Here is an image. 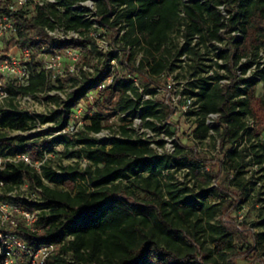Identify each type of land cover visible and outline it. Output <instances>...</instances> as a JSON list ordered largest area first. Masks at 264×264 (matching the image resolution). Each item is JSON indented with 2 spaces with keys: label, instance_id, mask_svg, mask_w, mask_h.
Returning a JSON list of instances; mask_svg holds the SVG:
<instances>
[{
  "label": "trees",
  "instance_id": "1",
  "mask_svg": "<svg viewBox=\"0 0 264 264\" xmlns=\"http://www.w3.org/2000/svg\"><path fill=\"white\" fill-rule=\"evenodd\" d=\"M79 1L84 0L60 2L63 11L54 5H36L34 13L19 8L15 11L14 34L5 41V47L0 48V58L14 47L29 48L33 70V75L23 84L14 78L5 80L0 76V83L8 93L7 107L0 106V127L24 131L52 123L33 136L9 137L0 132V155L9 152L13 157L0 167V181L7 192L25 184L32 195L30 199L6 194L1 198L9 199L19 211H37L30 224L19 212L18 217L9 222L10 232L33 253L52 245V250L38 264H218V259L210 253L196 254L186 241L183 227L193 217L204 214L212 230L213 251L225 261V252L234 246V234L209 222L218 209L205 202L208 196H221L224 192L211 188L188 195L186 187L162 182L164 172L168 178L172 177L170 170L173 167L188 168L200 180L201 160L196 157L193 147L175 140L172 153H158L150 143L155 142L161 147L164 142L135 136L128 123L118 125L117 132L105 139L91 133L104 128L114 131V125L105 120L116 111L126 116L134 113L146 129L160 131L157 123L168 121L171 116L169 104L164 100L143 99L142 95L143 92L154 94L155 86H158L156 77L174 69V62L169 60L170 39L172 32L178 30L183 42L176 48L175 56L188 54V60L192 61L189 67L193 79L187 82L184 91L194 94L199 103L198 110L191 111L196 115L192 136L197 140L205 138L209 132L206 115L218 114L213 130L221 146L226 147L222 161L225 180L228 184L235 180L245 192L246 186L239 178L244 168L241 162L243 149L235 144L245 134L256 136L253 128L247 127V118L256 119L258 114L264 116V65L257 61L259 51L264 54V0H94L95 19L85 18L89 11L87 7L70 8ZM9 3L10 0L0 1V12L6 10ZM220 6L227 17L221 13ZM94 20L98 21L97 27L93 26ZM56 26L77 31L80 37L54 38L46 28L52 30ZM102 29L122 31L113 40L117 52L104 53L103 69L92 77L82 69L81 77L69 74L68 79L78 83L77 87L59 108L48 113L30 114L17 106L16 100L20 96H36L51 88L48 74L37 59L40 52L78 49L89 57L101 55L90 32ZM233 32H238L239 36ZM208 43L215 56L224 59L225 63L216 65L225 69L227 75L216 72L213 76L194 77L204 54L200 52L201 47L207 54ZM138 52L142 55L136 63ZM113 59L115 67L125 69V73L120 74L114 65L111 70L109 61ZM84 61L89 64L88 59L84 58ZM253 66L254 70L246 76ZM200 70L205 69L201 66ZM109 74H112L111 81L105 88L98 89ZM139 75L147 79L141 82L142 91L132 79ZM221 79H228V82L220 83ZM259 81L263 83L261 98L256 96ZM94 91L100 92V97L94 102L93 109L84 114L82 127L75 132L62 131L72 120L74 108ZM48 98L57 101L54 95H48ZM121 119L129 121L124 117ZM165 132L171 134L169 129ZM40 136L45 139L39 140ZM58 145L70 155L86 159V167L61 165L59 171L54 169L43 158ZM252 148L254 162L264 164V142L252 145ZM21 154L27 155L30 162L15 158ZM37 161H41L39 172L33 166ZM206 174L208 178H214L212 174ZM66 184L71 188L65 189ZM163 186H166L165 190ZM259 225L263 230L255 233L253 238L260 247L259 253L264 255V217ZM2 245L0 239V249ZM11 256L10 264H31L30 255L19 248L12 249ZM4 262L5 255L0 251V264Z\"/></svg>",
  "mask_w": 264,
  "mask_h": 264
},
{
  "label": "rangeland",
  "instance_id": "2",
  "mask_svg": "<svg viewBox=\"0 0 264 264\" xmlns=\"http://www.w3.org/2000/svg\"><path fill=\"white\" fill-rule=\"evenodd\" d=\"M87 5H91L90 2H87ZM30 5H27L25 8L30 11ZM224 11V10H223ZM226 13V11H224ZM94 40L97 46V49L101 52V55L93 54L91 57L87 53H84L78 49H73L77 51V58L73 60L71 55L67 54L64 51L57 52L61 55L60 63L56 65L52 70V76L49 77V82L51 88L45 93H41L33 97V102H25L24 108H27L34 113H43L49 112L54 108H59L60 104L69 96V94L74 91L78 83H74L72 80L68 79V73L66 76H62L64 73L69 72L70 68H73L74 74H70L74 77H81L80 70L85 71L86 75L92 77L94 74L98 73L103 69L105 52L110 50H116L114 48V38H118L122 31L116 33L115 31H106L101 30L100 32H93ZM101 33V34H100ZM101 35V36H98ZM183 36L180 31L174 30L171 34L170 45L171 54L169 60L173 61L175 66L172 71L164 72L156 77L158 86L162 87L167 80L170 78L181 81L183 85H186L188 81L193 79L191 76L192 69H190L189 64L192 63L191 60H188L189 55H183L176 58L175 52L176 48L179 47L183 41ZM226 40L228 35L225 36ZM8 39V36L3 39L0 43V48L5 47V41ZM102 39V41H101ZM194 42V41H193ZM216 45H222L221 43H216ZM209 52L207 54L205 49L201 47L200 52L204 53L199 60V68L197 75L207 76L214 75L216 72L219 74L227 75L225 69L219 68L216 63L223 64L225 63L224 59L217 58L212 50V45L208 43ZM12 53L20 56V49L14 47L10 50ZM121 54H119L120 56ZM141 52H138L135 56L136 63H138L141 58ZM48 53L38 54L37 59L44 64L47 59H49ZM88 57V58H87ZM85 59H88L89 64H85ZM241 61H244L242 59ZM257 61L264 65V54L263 51H259V57ZM109 64L114 65V69L118 70L120 74L125 73V69H121L116 66L115 60H111ZM203 67L205 70L201 71L200 67ZM254 70V66L250 71L246 73V76H249ZM206 71V72H205ZM54 75V76H53ZM112 75V74H111ZM237 75L240 76L239 73ZM3 79H11L12 76H2ZM57 78L65 79L60 81ZM133 81L138 85L139 89H142V81L147 80L145 76H133ZM228 80V79H226ZM227 81H224L226 83ZM154 86V85H153ZM100 92L94 91L89 93V95L81 100L78 105L74 108L72 112V120L69 122L70 125H74L76 128H81L85 120L83 119L84 114L94 107V102L99 99ZM48 95H54L57 97V101L54 102L48 98ZM256 96L261 98L263 96V83L258 82L256 87ZM163 99L162 95H156L154 100L158 101ZM114 102V100H113ZM8 102H0V106L7 107ZM171 116L168 121L158 122L157 126L160 127L159 132H154L149 129H146L143 126L141 119L134 113H130L126 116L125 113L116 111L113 116L107 117L105 123H110L114 125V131H110L107 128L102 129L98 133H91V135L104 139L108 135H114L118 130V125L123 123H128V125L133 128L135 136H142L149 138L150 140H162L163 146L160 149L162 153H172L166 152L165 149L170 145L174 144L175 140L180 141L182 144L189 145L193 147V150L198 157L200 162V180H198L188 168H171L172 177L168 178L166 172L162 177V182L173 183L178 188L186 187V193L188 195H194L200 192L202 189H211L214 188L217 191H223L224 193L221 196L210 195L206 198L205 202L208 204H214L218 211L213 218L209 220L210 223L217 224L220 229L226 230L227 232H233V248L229 251H226L224 257L225 261L221 257H218L216 252L213 251V244L211 242L210 236L212 235V230L206 223V215L199 214L198 218L193 217L186 227H183L186 232V241L192 245L194 251L199 256L204 253H210L211 257L218 259V264H264V255H261L259 252L260 247L254 241V234L263 230V227L259 225V221L264 217V166L263 163L257 164L253 160L252 155V145H257L259 142H264V116L258 114L256 119L247 118L246 124L248 128H253L256 136H251L248 134L244 135V138L237 142L235 146L239 149H243V158L241 162L244 164L243 173L240 175V181L245 184L246 191L242 190V187L237 184L235 180L231 183H227L225 180V171L223 170L222 161L225 158L226 147H222L220 140L213 129H210L208 135L201 139L197 140L192 136V130L195 127V118L196 115L192 114L190 111L183 113L178 109H175L171 106ZM105 113V112H104ZM122 117L129 119L128 122L122 121ZM138 117V118H137ZM218 119V118H217ZM216 119V121H217ZM52 126V124H45L43 127L41 125L34 127L32 130H11L8 128L0 127V132L5 133L9 137H15L19 134L32 135L33 133H38L42 129ZM165 129H169L171 134H167ZM45 139V136H40L39 140ZM153 143V148L158 151L156 147L157 144ZM71 149V148H70ZM69 149V150H70ZM73 149V148H72ZM71 149V150H72ZM13 157L7 152L5 155H1L0 161L3 163L7 159H12ZM46 159L49 164L56 170H60V166L68 165H77L78 168L83 169L88 164V161L83 157H78L77 155H70L65 149L61 146H55L54 150L46 154ZM34 166V164H33ZM206 173L212 174L214 178L207 176ZM202 180V181H201ZM65 189L71 188V185H64ZM5 189V188H4ZM163 189H166V186H163ZM163 190V191H164ZM6 190L3 193L6 194ZM11 195H19L28 198H32L30 191L26 188L25 184L20 185L12 192ZM4 195V194H3ZM0 199L6 203L7 210L6 214L0 218V227L3 231H11V225L9 222H12L13 217H18L19 210L12 204L8 199ZM198 219V220H197ZM187 230V231H186ZM190 233L194 234V237ZM264 246V242H262ZM44 259V253L35 252L33 254V264H38Z\"/></svg>",
  "mask_w": 264,
  "mask_h": 264
},
{
  "label": "built area",
  "instance_id": "3",
  "mask_svg": "<svg viewBox=\"0 0 264 264\" xmlns=\"http://www.w3.org/2000/svg\"><path fill=\"white\" fill-rule=\"evenodd\" d=\"M5 1V0H0ZM64 0H10V3L7 4L6 10H3L0 12V43L3 41L5 37L8 36V39L13 36L15 27H14V18H15V11L19 8H24L27 5H30L31 9L30 12L33 13L35 11L36 5L43 6V5H54L59 11H63V6L60 4V2H63ZM183 2H188L189 0H182ZM87 2H90L91 5H87ZM83 7L88 8V12L85 14V18L95 19L94 13H95V6H94V0H84L79 1L77 3H74L70 5V8L74 9L77 8L81 10ZM221 13L227 17V13H224L223 6H220ZM224 10V11H223ZM183 15V13H181ZM94 27L98 26V21L94 20L93 23ZM183 28V27H181ZM46 31L49 35L53 36L57 39H71V38H78L80 37L79 33L74 30H66L63 28V26H56L54 29L50 30L46 28ZM91 35L95 36L93 32H90ZM234 35L239 36L238 32H233ZM98 36H101L98 34ZM183 39V38H182ZM7 40V39H6ZM195 40V38H194ZM102 41V39H101ZM183 42V41H182ZM20 56L16 55V53H12L9 51V53L6 56H2L0 58V76H12V78L18 80L20 83H25L27 79L33 75V70L30 64L31 61V50L29 48H26L24 50H20ZM111 51V50H110ZM114 53H116V50H113ZM65 52L69 55H71L73 60H76L77 58V51L73 49H66ZM46 52H40L39 54H44ZM49 59L42 64L43 68L46 70L48 74V78L50 75L52 76V70L53 68L60 63L61 55L58 53H48ZM1 56V54H0ZM183 56V55H182ZM114 60V59H113ZM111 61V60H110ZM109 61V62H110ZM29 63V64H28ZM111 70L113 69V65L110 64ZM68 73L74 74L73 68L69 69V72L64 73L62 76H66ZM54 76V75H53ZM112 75L109 74L106 76V78L98 85V89H103L105 86L111 81ZM224 81H227L226 79H221L219 82L224 83ZM135 83V82H134ZM136 86H138L135 83ZM187 89V84L183 85L181 81H178L176 79L170 78L167 80V82L162 86H155V92L154 94L144 93L142 95L143 99L152 98L156 95H162L163 99L169 106L178 109L179 111L183 113L196 111L199 108V103L196 101V96L194 94H191L189 92L184 91ZM197 90V89H195ZM139 91H142V89H139ZM33 96L32 94H25L20 96L16 100V104L19 108L27 110L30 114H33L34 112L24 108L25 102H33ZM8 98V93L6 89L3 87V85L0 83V102L6 101ZM55 109V108H54ZM47 113V112H43ZM138 118V117H137ZM218 118L217 113H208L205 117V124L208 126L209 130L213 129L216 125V119ZM45 123V124H49ZM45 124H41L43 127ZM52 124V123H50ZM39 126V125H37ZM78 128H76L74 125H68L65 129H62V131H68V132H75ZM107 133L106 137H110L112 135H108ZM49 136V135H48ZM46 136V137H48ZM104 138V139H105ZM151 146H153V143H150ZM158 153H162L163 151L160 149V147H156ZM174 149V146L170 144L165 151L166 152H172ZM46 154H44V159H46ZM1 157V155H0ZM17 159H21L25 162H30L29 157L25 154L17 155L15 156ZM41 161L34 162V167L39 172V164ZM3 166V163L0 161V167ZM4 184L0 181V197L1 195L5 194L4 192ZM12 191L6 192V195H11ZM28 198V197H27ZM30 199V198H29ZM7 205L0 199V218L6 217L4 214H6ZM25 218L26 222L30 224L33 222V220L36 218L37 211L34 212H26V211H19ZM0 239L3 241V245L1 246L0 251L4 253L5 255V262L4 264H10L12 262V256H11V250L14 248H19L23 250L25 253H28L30 255V262L33 264V254L35 252H42L44 253V257L52 250V245L50 246H44L39 248L37 251L33 253L32 250L27 249L23 243H21L17 238L8 231H3L0 227Z\"/></svg>",
  "mask_w": 264,
  "mask_h": 264
}]
</instances>
